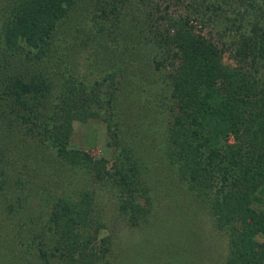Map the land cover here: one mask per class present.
<instances>
[{
    "label": "trees",
    "instance_id": "obj_1",
    "mask_svg": "<svg viewBox=\"0 0 264 264\" xmlns=\"http://www.w3.org/2000/svg\"><path fill=\"white\" fill-rule=\"evenodd\" d=\"M76 114L105 122L116 178L69 148ZM155 119L164 187L203 205L222 264H264V0H0V264L61 261L55 233L70 255L105 180L139 220Z\"/></svg>",
    "mask_w": 264,
    "mask_h": 264
},
{
    "label": "rangeland",
    "instance_id": "obj_2",
    "mask_svg": "<svg viewBox=\"0 0 264 264\" xmlns=\"http://www.w3.org/2000/svg\"><path fill=\"white\" fill-rule=\"evenodd\" d=\"M222 63L226 66L232 65L226 53L222 55ZM76 115L77 117L69 120L67 138L69 148L87 153L97 173L104 172L110 176L109 179H112L110 173L112 172L113 175L115 164L120 162H117L116 148L109 143L111 136L107 132L105 122L99 117ZM66 117L68 116H62V119ZM160 117L163 115L160 114ZM167 126L169 123L166 120L161 122L160 119H155L154 123H143L144 130L138 127V138L135 143L139 145V154L136 158L145 160L151 169V172L144 173L146 176H144L143 191L137 192L139 194L137 203L143 207V210H138L140 212L137 214L139 220L136 219L138 226L133 225L136 221L131 211L133 207L125 209L118 207L119 196L115 195L116 192L105 180L104 186L99 188L96 206L87 219V224L77 222L73 225L79 238L77 240L80 242L78 247L72 246L70 255H67L68 249L70 251V237L64 241L65 238L62 239L58 233H55L49 248L54 245L60 248V252L64 255L61 256L63 262L57 261L52 256L54 260L48 264L223 263L226 255L225 236L212 227L208 213L202 208L203 205L196 202L191 192H187L184 188L181 190L175 184L164 187L167 181L161 179L163 172L159 171L156 160L161 157L159 144L166 139L164 132ZM155 134L157 139H154ZM151 145L153 149L149 148ZM95 180L89 178L88 181L94 185ZM84 181L85 179H80L79 186L85 183ZM30 205H39V203L32 200ZM9 210L13 213V209ZM5 218L4 210L0 209V236H9L4 232V228L10 231V226L6 224L11 219ZM58 250L55 253L56 257L60 253ZM5 257L1 259L4 263ZM9 258L12 259L8 256Z\"/></svg>",
    "mask_w": 264,
    "mask_h": 264
}]
</instances>
